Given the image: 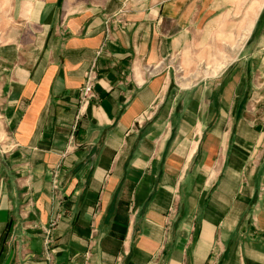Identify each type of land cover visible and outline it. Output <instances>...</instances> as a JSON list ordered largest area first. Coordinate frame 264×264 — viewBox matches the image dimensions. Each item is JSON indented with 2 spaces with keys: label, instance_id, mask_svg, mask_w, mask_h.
<instances>
[{
  "label": "crops",
  "instance_id": "crops-1",
  "mask_svg": "<svg viewBox=\"0 0 264 264\" xmlns=\"http://www.w3.org/2000/svg\"><path fill=\"white\" fill-rule=\"evenodd\" d=\"M257 1L0 0V264H264Z\"/></svg>",
  "mask_w": 264,
  "mask_h": 264
},
{
  "label": "rangeland",
  "instance_id": "rangeland-1",
  "mask_svg": "<svg viewBox=\"0 0 264 264\" xmlns=\"http://www.w3.org/2000/svg\"><path fill=\"white\" fill-rule=\"evenodd\" d=\"M262 3V0H259L255 3L256 7H258ZM180 63V62H179ZM177 63L176 66V76L178 78V82L181 85H187V80L191 79L190 74L187 72L189 70L188 68H185L182 64ZM218 68L212 67V66H204V64L196 66L195 67V73L196 74H202V75H207L209 73H214L215 70ZM230 68H228L229 70ZM217 71V70H216Z\"/></svg>",
  "mask_w": 264,
  "mask_h": 264
},
{
  "label": "built area",
  "instance_id": "built-area-1",
  "mask_svg": "<svg viewBox=\"0 0 264 264\" xmlns=\"http://www.w3.org/2000/svg\"><path fill=\"white\" fill-rule=\"evenodd\" d=\"M92 91H93V86L89 80V82H87V84L85 85V87L82 90L83 98L86 100L89 99L92 96Z\"/></svg>",
  "mask_w": 264,
  "mask_h": 264
},
{
  "label": "trees",
  "instance_id": "trees-1",
  "mask_svg": "<svg viewBox=\"0 0 264 264\" xmlns=\"http://www.w3.org/2000/svg\"><path fill=\"white\" fill-rule=\"evenodd\" d=\"M9 230H10V226L8 225L7 228H6V231H5V233L3 234V237H2L3 243H5L7 238H8Z\"/></svg>",
  "mask_w": 264,
  "mask_h": 264
}]
</instances>
